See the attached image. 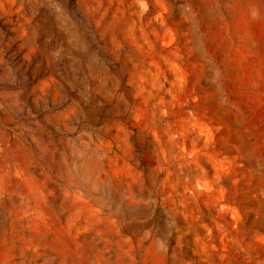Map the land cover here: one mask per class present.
<instances>
[{
  "label": "rangeland",
  "instance_id": "1",
  "mask_svg": "<svg viewBox=\"0 0 264 264\" xmlns=\"http://www.w3.org/2000/svg\"><path fill=\"white\" fill-rule=\"evenodd\" d=\"M0 264H264V0H0Z\"/></svg>",
  "mask_w": 264,
  "mask_h": 264
}]
</instances>
